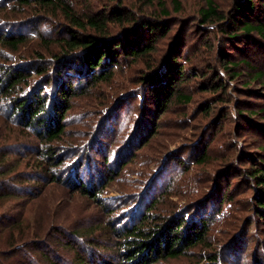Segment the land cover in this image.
<instances>
[{"label": "rangeland", "instance_id": "obj_1", "mask_svg": "<svg viewBox=\"0 0 264 264\" xmlns=\"http://www.w3.org/2000/svg\"><path fill=\"white\" fill-rule=\"evenodd\" d=\"M71 1L83 12L131 16L124 24L111 19L110 34L135 26L119 37L134 32L150 39L152 50L137 58L121 54L114 74L99 82L67 72L65 79L74 81L76 94L62 106L64 131L51 143L61 160L54 168L59 174L55 181L39 167L44 141L17 122L9 97L0 89V153L9 145L10 169L0 177L7 184L0 190L17 194L0 198V264H49L45 256L64 261L73 252L63 242L73 239L84 245L90 234L100 242L97 255L121 250L124 237L118 230L138 221L156 199L151 215L205 211L209 223L205 238L185 254L155 264H256L258 254H264V220L256 216L258 192L245 169L264 158V82L253 80L245 64L234 72L224 66L244 59L264 71V38L244 36L240 25L232 24L238 17L248 18L242 7L248 0H211L221 20L215 16L207 22L201 9L209 0H162L167 16L160 13L158 0ZM5 4L0 7V30L26 40L17 49L0 45V80L8 69L28 67V83L14 94L27 98L43 85L49 93L44 114L54 116L61 105L54 95L61 82L56 74L68 61L55 56L66 35L64 26L70 24L58 13ZM148 16L160 17L153 22L166 25V31L149 34L142 26ZM77 58L70 60L80 62ZM177 67L191 76L178 86L191 100L157 107L150 80L173 74ZM152 70L157 73L148 76ZM236 73L241 75L233 78ZM218 76L224 88L213 91ZM166 82L165 76L151 87L159 89ZM81 181L92 193L81 190ZM226 186L225 196L233 198L218 203Z\"/></svg>", "mask_w": 264, "mask_h": 264}, {"label": "trees", "instance_id": "obj_2", "mask_svg": "<svg viewBox=\"0 0 264 264\" xmlns=\"http://www.w3.org/2000/svg\"><path fill=\"white\" fill-rule=\"evenodd\" d=\"M158 1L162 5V11L160 13H163V16H167L169 12L164 6L163 1ZM239 1L241 0H237V3ZM6 2H12V8L15 6H25L27 9L31 8L35 11L58 13L70 24L64 26L66 35L59 41L61 49L59 54L55 56L57 57V61H68L63 64L64 68H61L56 74L61 77V82L56 85L58 90L55 89L57 93L54 95L60 98L61 105L55 108L54 116L44 114L49 93L47 90H43V85L37 90L33 88L29 92L27 98H20L14 94L17 88H19V85L28 83V79L31 76L28 75L29 73L25 72V69L28 67L20 66L8 69L5 78L0 80V89L2 93H5V95L9 97L12 111L14 114L17 113L19 117L17 122H21L24 128H29L38 139L44 141L45 146L39 148V155L42 158L39 161V167L44 170L45 173H48L47 176L50 177L51 181H55L59 178V174L58 170L54 168L61 163V160H57L58 156H55V150L51 146V143L58 140L61 133L64 131V125H61V121L64 118L62 106L76 94L74 81L70 82V80L65 79L67 72H75L78 76L88 78L90 82L93 83L106 80L114 74V67L120 64L119 59L121 54L124 55V59L127 57H141L151 52V40L143 36H137L134 32L126 35L124 38H120L119 35L127 34L135 27H131L130 25L127 26L128 28L123 29L119 35L110 34L108 22L111 19L114 20L115 18L120 24H124L125 22H129L128 20L131 18V16L124 18V13L120 11L114 13L100 12L99 14L94 13L93 10L83 12L78 10L75 3L71 0H0V7L5 9ZM208 4L206 8L201 9L202 20L204 22L210 19L215 20L213 17L216 16V18H218L217 20L220 21L221 17L215 4L211 0L208 1ZM242 7L244 10L243 14L248 18L238 17L236 20L239 23L236 24L237 21H234L232 24L236 26L240 25L239 28L244 36L255 33L263 39L264 0H248ZM245 10L246 12L251 11L253 14L247 15ZM159 19L160 17L158 16H148L147 19L142 21V26L146 27L149 34L155 36L160 32L166 31V25L153 22ZM229 37L234 38L235 35H230ZM25 40V36L10 33L9 29L7 32L0 30L1 46L17 49ZM252 40L257 46H262L260 41L255 39ZM74 58L79 59L80 62L76 60L73 63L74 60L70 59ZM174 60L177 63L176 58ZM76 64H78V66ZM240 64H245L249 67L251 72L248 75L253 77V80L257 79L264 82V71L257 67H253L250 62L244 59L240 60L237 64L231 61L224 62L227 72H234V69ZM30 68L37 72H41L38 66H32ZM174 71L173 74L166 73L160 77L152 78V81L150 80V90H153V94L156 95L157 107H165L166 109L171 102L191 100V97L187 94L180 93V87H178L189 81L191 76L184 73L182 67H177ZM154 73L157 72L152 70L148 76H153ZM198 74L199 72L194 73V78H196ZM232 75L233 78H236L241 75V73ZM165 76L168 83L166 82L163 87L159 89L151 87L154 86L156 82L163 81ZM212 83L213 87L211 90L213 91L224 88V83L220 76L213 80ZM78 85H80V83H78ZM42 91H44V93H42ZM7 146L9 145H3L7 150L6 152L0 153V165L4 166V169L0 170V177L10 172L9 167L6 166L8 164L7 154L9 151L8 148H6ZM7 170L9 171L7 172ZM245 170V176L255 182V189L258 192L255 203L257 209L256 216L264 220V158L259 160L255 166L251 165ZM225 175L227 174H222V176ZM47 176L45 175L44 177L46 178ZM78 179L80 178L78 177ZM7 181L9 182L10 179ZM3 182L4 181H0L1 186L2 184L7 185L6 181ZM228 187L229 186H226V188L221 191V195L217 197L218 203L220 200L222 203L233 198L230 193L225 196V193L229 192L227 191ZM80 188L82 191H88V193H92L93 190L92 188H87L84 181H81ZM16 196L17 194L14 190L5 187H2V190H0V198L2 199L14 198ZM158 200L159 199H156L150 202V207H148V209L146 208L147 211L145 210V212H143L138 221L131 226H129L130 224H125L122 226L121 230H118L120 231V236L124 237L120 242L122 244L121 250L117 251L116 248H114L111 250L112 252L102 253L101 256L97 255L96 249H99L100 242H97L98 240L90 234L87 235L86 238L88 239V243L86 244L85 242L84 245L77 246L73 239H66L63 242V246H70L73 252L71 258L62 261L45 256L46 261L49 264H155L162 259L178 258L182 256L186 253L188 248L195 246L205 238L209 223V219L205 218L207 212L203 211L199 214L191 215L188 211L189 214L187 215L177 214L173 217L169 216L168 218H166L163 213L161 215L157 214L156 216L154 214L151 215L152 213L150 212L152 208L155 207ZM113 231L119 233L116 230ZM212 257L216 258L215 255ZM256 264H264V254H258L256 257Z\"/></svg>", "mask_w": 264, "mask_h": 264}]
</instances>
